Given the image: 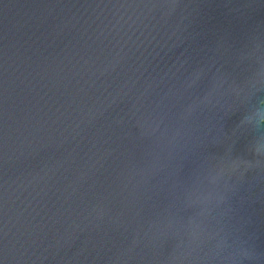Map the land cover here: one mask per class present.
Wrapping results in <instances>:
<instances>
[{"label": "water", "instance_id": "1", "mask_svg": "<svg viewBox=\"0 0 264 264\" xmlns=\"http://www.w3.org/2000/svg\"><path fill=\"white\" fill-rule=\"evenodd\" d=\"M0 264H264V0H0Z\"/></svg>", "mask_w": 264, "mask_h": 264}]
</instances>
